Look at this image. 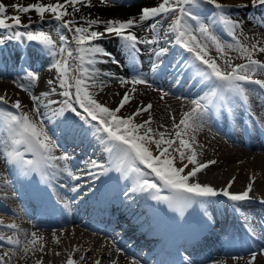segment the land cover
Returning <instances> with one entry per match:
<instances>
[{"label": "snow or ice", "instance_id": "6c2138e0", "mask_svg": "<svg viewBox=\"0 0 264 264\" xmlns=\"http://www.w3.org/2000/svg\"><path fill=\"white\" fill-rule=\"evenodd\" d=\"M101 4H111L114 0H100ZM203 4L213 6L214 14L207 23L201 19L199 9ZM253 7L264 6V0H251ZM92 7L91 0H56L55 3L36 2L28 6L14 5L15 10L21 14L34 12L38 22L43 24L46 13L50 20L56 22V30L59 35V45L52 36L43 29L32 30L33 21L29 15L28 24L22 23L21 15H6V6L0 4V30L4 35L0 36V44L15 41L24 44L36 43L41 51L46 54L49 60V71H54L53 78L46 81L49 89L36 95L30 87L23 84L18 85L21 90L27 91L33 105V117L27 112L21 111V101L16 100L10 105L15 111L0 110V127L6 132V139L0 140L3 148L4 159L8 165H16L25 176L38 174L45 184L50 183V171L63 170L67 175L76 179L68 169L67 154L55 155L58 143L46 128L48 122L63 125L62 131L69 136H87L91 132L104 145L105 151L114 157L113 168H107L99 161H89V172L92 175L107 174L114 170L126 179L133 180V192H148L152 199L168 203L181 213L194 203L203 206L217 197H224L234 205L250 199V192L253 184L249 183L245 191L232 193L229 191L234 184L235 178L230 180L222 189H216L209 184H201L198 174L215 164L216 161L200 163L196 147L198 141L195 133L208 118L210 112L226 111L233 113V105L241 102L244 105L250 103V94L258 92L264 95V79L255 78L264 74V62L255 59L257 53H264V47L258 43L250 46L240 40L243 34V25L227 15L226 6L219 0H162L158 4L144 7L137 17H130L127 20L109 19L102 21L99 18H83L81 21L74 19L75 14L81 11V7ZM247 7V5H245ZM71 9V11H69ZM72 17V18H70ZM159 18V19H158ZM11 21V23H9ZM152 31L150 38H141L134 29L144 25ZM165 21H169L165 24ZM190 21H194L195 24ZM103 25V31L99 29ZM219 27L234 43L222 41L214 31ZM23 29V30H21ZM72 33L71 38L64 35V31ZM237 30H240L239 33ZM110 37L116 38L121 45L123 53L133 68L131 80L125 77H117L116 73L103 71L98 65L112 63L123 66L120 59H117L112 52L98 43ZM140 45H160L153 48V61L150 71L155 73L163 63V57L170 50L169 46L180 47L188 54L183 61H177L174 70L180 73L192 71V79L199 80L201 84L207 83L209 91L191 101L192 107L184 112L178 123L173 117L174 139H165L164 133H159L160 139L150 127L151 117L142 124L134 123V119L152 108L151 104L138 107L130 116L118 115L132 96L125 92L118 106L110 109L96 99L98 86L102 89L104 78H116L123 84L146 85L151 87L149 81L140 71L141 64L139 54ZM214 48L219 54L213 58L210 49ZM229 51H236L240 59L246 63L234 64L231 58H225ZM107 57V59H104ZM222 64H218L217 60ZM26 78L32 82H38L40 76L32 70H26ZM258 86V87H251ZM133 87L132 92H135ZM163 99L168 95L161 90ZM61 97L62 99H55ZM0 103L8 105L5 96H0ZM66 114L74 118L68 119ZM167 131V130H166ZM179 142L180 148L174 149L179 152L181 162L187 159L183 167L174 165V158L170 149ZM154 143L159 155H153L149 145ZM166 145V147H161ZM182 149V150H181ZM25 155H31L34 159H25ZM57 161L64 162L61 165ZM190 170L185 172L188 165ZM139 165L148 171H142ZM99 169V172L93 170ZM154 176L159 184L150 182L148 177ZM162 186V188H161ZM167 189L171 195L161 196L160 192ZM73 192L78 191L76 187ZM264 203V200L261 201ZM239 211V208H237ZM8 229L15 230L14 224L5 225ZM4 237L0 236V240ZM43 236L37 232L25 233L24 238L13 239L9 237L7 244L15 249L12 255L22 254L21 258L27 257L29 253H43ZM59 243L58 240H54ZM39 245V247H37ZM79 249H74L68 254L66 264H78L73 255ZM59 255V253H56ZM264 254V250H262ZM8 257V259H6ZM81 261L85 259L80 257ZM256 259L253 254L249 264H254ZM0 264H11L9 252L5 251L0 256ZM37 264H41L37 261ZM96 264H100L97 260ZM132 264H136L133 260ZM188 264H191L189 261ZM223 264V262H221Z\"/></svg>", "mask_w": 264, "mask_h": 264}, {"label": "bare ground", "instance_id": "6f19581e", "mask_svg": "<svg viewBox=\"0 0 264 264\" xmlns=\"http://www.w3.org/2000/svg\"><path fill=\"white\" fill-rule=\"evenodd\" d=\"M51 2L55 3L56 0H51ZM219 2L224 4L230 12L237 11L241 13V11L245 9L244 11L246 13L248 12L247 10L250 9L251 12L249 13L248 18H251V20H249L251 23L253 16H259L264 19V6L253 7L251 6V0H219ZM245 5H247V7H245ZM142 8L143 6L140 4L132 6L131 8L117 7L116 9L93 3L92 7L81 6V11L77 14H82L84 18H99L100 20L105 18L110 19L113 17L129 19L131 16H135L138 19V13ZM201 9L202 13L200 14V17L207 23L211 20L210 13L211 16L214 14V8L211 5L203 4ZM243 22L247 23L246 21ZM36 24L37 26L43 27L41 23ZM148 31V28H144V25L134 29V32L141 38H150ZM215 31L218 33L222 41L226 43H234L223 31L220 30L219 27H215ZM243 32H245L244 28ZM3 35V31L0 30V36ZM64 35L69 38L72 36V34L68 32H64ZM56 37L52 36V38L57 42V45H59V38L57 39ZM241 42L246 45V43L242 40ZM253 43H258L259 46L264 47V37L260 36L259 40H256L255 38V42H248V46ZM118 46V51H122L120 43ZM139 47L141 48V52L139 54L141 64L140 71L147 78L152 75L153 79H156L154 84L157 85L158 88H155L154 86L148 87L146 85L134 86L130 83L122 85L116 78L109 79L101 77V79L105 81V84L102 89L98 86L94 90L97 93L96 99L110 109H115L124 93L128 92L133 98L131 102L126 105L120 113H118V115L128 117L138 107L151 104V110L137 116L134 119V123L142 124L144 121L148 120L149 117H151L152 123L150 127L157 134L155 139H160L159 133H164L165 139H174L175 130L173 128V117H175V122L178 123L182 114L191 109V101L201 95H204V92H208L209 86L207 83L201 84L198 79H192L191 70L183 73L174 70L176 62L183 61V59L188 56V54L180 47L175 45L169 47L170 50L168 54L162 58L163 63L159 66V70L155 73L151 72L150 68L153 61L156 59L153 55V48L157 46L140 45ZM258 54L259 53L255 54L254 58L264 62V53H261L262 56ZM210 55L213 58L218 57V53L213 48L210 51ZM49 60L50 58L44 54L40 47L34 42L29 44L25 41L24 44H19L15 41H10L0 44V96L6 97L8 105H11L16 100H19L22 105L21 111L27 112L33 117L35 116L29 93L21 90L17 84H25L26 87H30L32 92L36 95L47 91L49 86L46 81L53 78L55 75L54 71L50 72L48 70L50 66ZM102 65L103 64L98 65L101 70ZM124 65L125 66L119 68V71H117V77H125L127 73L133 72V68L130 63L128 65V63L125 62ZM26 70H32L38 73L40 76L39 81L32 82L28 80L25 77ZM2 77H7L11 81L17 82L12 83L9 81H3L1 80ZM255 78L264 79L263 77ZM126 79L131 80L132 77H128ZM133 87L136 89L134 93L132 92ZM161 90L168 93V95L164 96L163 99L161 98ZM180 91L185 93L187 96H179L182 94ZM259 91L264 92V90ZM54 98L62 99L61 97ZM249 99L250 103L247 105H244L241 102L234 104L233 113L214 110L209 114L200 129L195 133L198 141V146L196 147L198 161L200 163H207L208 161L213 160L216 161L215 164L210 165L198 174V180L201 184H209L216 189H222L230 180L235 178L233 186L229 189L232 193H241L246 190L249 183L253 184V194L251 191L249 200L239 202L234 205L224 197H217L213 201L209 202L213 204V208H209L207 214L203 211L200 212V215H207L212 219L216 217L218 222L225 220L226 222H235L236 224L243 225L245 228L244 232H225L218 234L229 239L243 240L247 243L254 238L251 232L253 229L252 223H257L261 220L264 226V204L260 203L264 200V95H259L258 92H253L250 94ZM8 105L0 103V110H4L8 107ZM66 115L69 120L74 118L71 114ZM46 128L50 130L51 134L54 135V138L58 143V149L55 152V155L67 154L69 156V160L67 161L68 168L75 165V161L81 163L82 160H88L87 162L96 160L105 165L107 168L111 169L114 167L112 163L114 157L110 156L109 153L105 151L104 145L101 144L96 136H94L91 132H89L87 136L78 135L72 137L66 135L62 131L63 125L58 126L56 123L48 122L46 124ZM4 139H6V132L3 127H0V140ZM149 147L154 156L159 155V152L156 151V145L154 143L150 144ZM161 147H166V145H162ZM177 148H180L178 141H176L173 145V149H170L169 151L172 152L173 157L175 156L174 165L176 167H183L185 163H188V161L185 159L181 162L179 152L174 151V149ZM2 155L3 148L0 146V156ZM25 159H34V157L31 155H25ZM63 163L64 162L57 161V164L61 165V169L63 167ZM5 164L6 162L1 163L0 161V236L4 237L3 240H0V256H3L5 251H8L11 264H37V261H40L41 264H66L68 254L73 253L74 249H79L73 255V259L77 261L78 264H96L97 260L100 261V264H132L133 259L124 256L122 252H118L117 246L112 240H109L106 237H99L96 233H90L82 227L83 223L80 224L74 219L77 218L79 220L80 218L78 214L80 216H85L88 213L87 211H89L90 214H98V211L96 210L95 205L92 204V201H89V204H83L82 206V203L79 202L74 204H71L72 201L64 202L62 201V195H57L55 197L49 195V193L55 195L56 189L49 186L44 187V185H38L39 191L41 189L44 191L49 190L50 192H46L45 196L43 193H41V195L37 194L36 197L29 200V207H27L22 213L19 209H17V206L14 205L15 202L13 200L10 202L7 199L8 196H11L9 193V187L11 184L13 186L16 183H19L17 180L16 182H13L9 172L11 171L13 173V177L15 176L17 178V176H21L24 180L31 179L34 183H36L38 177L34 174L25 176L16 165H7L6 168L10 167V170H7L5 168ZM139 167L142 171H148L147 169H144L142 165H139ZM191 167L192 165L189 164L188 168L185 169V172L190 170ZM49 171L50 182H52V180H57V175H59V173H61L60 171L63 170ZM94 171L99 172L100 170L95 169ZM110 172L114 176L111 181L113 187L117 189H122V187H124L128 190L127 185H134L132 179H126L114 170H111ZM65 173L67 174L66 171ZM108 173L109 171L107 174ZM148 179L150 182L159 184V181L155 180L154 176H149ZM93 181L98 183L95 179H93ZM5 182L8 183L9 187ZM18 188L19 196H22L24 189L21 185H18ZM67 188V186H64L61 190H66ZM255 191L256 193H254ZM136 193H140L141 198L137 199V194H133L132 196L131 192L126 194V198L132 196V203L136 200L141 203L142 199H144L146 204L141 207L140 211L138 210L137 204L131 205L128 208L127 213L138 217L136 214L137 212L140 217L139 220H134L132 217L128 216L125 220V216H123V222H121L119 217H117V221L110 224L111 231H109L108 234L115 231L113 237H116L118 234V236L124 238L123 233L126 231L124 230L123 233H119L118 230L121 229L120 225L126 224L125 221L130 224L133 222L134 229L136 231H140V235L143 236V239H146V241L142 242V245L140 243L138 246L141 247V249H146L150 244L156 242L157 240H162L171 236L167 229L159 228V225H164L165 222H167L168 217L164 223L160 221L159 217L162 218L165 215L168 216L167 213H170L171 216H175V212L179 211L174 207H169L168 203L154 200L152 197L147 200L146 193L148 192L137 191ZM160 195L170 196L171 193L167 189H163L160 192ZM65 196L69 200L76 201L74 197L69 198L70 195ZM96 196L97 194H94L92 200H96ZM43 197L45 198L42 199ZM46 200L52 202L51 207L57 208L60 204H62L64 208L68 209L69 218L68 221L66 220V222H64L67 224L66 226L40 230L35 229L33 225L22 219L20 215L26 216L31 214L36 216L37 208L46 204ZM85 200H88L87 197ZM195 204L196 203L189 206V209H184V217L189 223V228L187 230L188 234L193 232L191 227L192 222L190 219L194 220L198 218L195 215H192L190 218L188 217V211L191 214L195 213ZM105 208L107 207L105 206ZM237 208H239V211H237ZM57 210L61 209L57 208ZM111 210L112 207H109L107 210L103 211V213L107 214L105 218L109 222L116 217V215H114V217H110V213L112 215L114 214ZM42 213L43 211L41 210L40 214ZM143 213H146L147 215H143ZM171 222H174V220ZM178 222H181L184 225L182 220L178 219ZM100 223L102 224L104 222L101 221ZM9 224H14L17 228L12 230L4 227ZM44 226L46 225H39V227ZM176 227L178 229L181 228L180 225ZM33 231L37 232L38 236L42 235L44 238L43 243L45 247L43 253H29L28 256L23 259L21 258L22 254L19 253L13 256L11 253L15 249L13 246L7 244V239L11 237L13 239L19 238L22 240L25 233H31ZM178 238L184 240L182 235H178ZM54 240H58L59 243H55ZM210 243H216L212 241V237L208 242H206L205 239L200 241L193 240L190 244V248L198 250L203 247H207ZM185 244L187 246L188 243L186 242ZM37 247H39V245H37ZM258 247L252 248L249 251L246 250L240 255L233 254V256H238V258H230V256L222 253L220 255L218 254L213 256L218 258H212L208 262H203L201 264H221V262H223V264H249L253 254L256 256L254 264H264V254H262V249L264 248L257 250L256 248ZM57 252L59 255L56 254ZM81 256L85 257L83 261L80 259ZM6 259H8V257H6ZM136 264L138 263L136 262Z\"/></svg>", "mask_w": 264, "mask_h": 264}, {"label": "rangeland", "instance_id": "374dc122", "mask_svg": "<svg viewBox=\"0 0 264 264\" xmlns=\"http://www.w3.org/2000/svg\"><path fill=\"white\" fill-rule=\"evenodd\" d=\"M38 2V0H0V4H3L6 6V15L7 16H12V15H21V18H22V23L23 24H28L29 23V20H28V16L30 15L32 17V20L33 21H37L38 22V17L37 15L34 13V12H31L27 15L25 14H21V13H18L15 8H14V5H21V6H28L30 4H33V3H36ZM39 2H43V3H49L51 2V0H39ZM130 2V3H129ZM120 1V0H114V3H111V4H101L100 3V0H91V3L93 5V3L97 4V5H103V6H108V7H113V8H116L119 7V8H124V7H127V8H131L132 6H135V5H138L140 4L141 6L144 7H149V6H152L154 4H158L159 2H162V0H131V1ZM85 3H87V0H85ZM79 7H83V5H78ZM245 10V9H244ZM241 11V13L235 11V12H230L227 10V7H226V12H227V15L230 16L232 19H235L236 21H239L241 22V24L243 25V28L245 29V32H243L242 35H240V40H242L243 42L246 43V45H248V42H255V38L256 40H259V37L260 36H263L264 37V27L260 26L256 20L260 17L259 16H253L252 18V23L249 21L250 18H248L249 16V13H244L245 11ZM250 9H248L247 11H249ZM69 11H71V9H69ZM201 8L199 9V12L201 14ZM140 13V12H139ZM138 13V15H139ZM46 15V19H45V22L42 24V26H37L36 23L32 24V30H36L38 29H43L44 31L48 32L51 36H54L56 37L57 39L59 38V35L57 34V30H56V22L54 20H50V17H49V14H45ZM89 17V16H87ZM131 17H134V16H131ZM72 18V17H70ZM84 18V16L82 14H76L74 16V19H76L77 21H81L82 19ZM105 18V17H104ZM110 19H119V20H127V18H117V17H113V18H110ZM159 19V18H158ZM102 21H107L109 19H101ZM261 20V19H260ZM243 21H246L247 23H244ZM261 21H263L264 23V19H262ZM169 21H165V24H167ZM191 23L195 24L194 21H190ZM9 23H11V21H9ZM148 23H151V21L147 22L144 24V28H147V24ZM23 30V29H21ZM94 30H100V31H103V25L100 26L99 29H94ZM238 33L240 30H237ZM64 32H67L66 30ZM69 33V32H68ZM72 34V33H71ZM150 35L152 34V31L151 33H149ZM149 35V36H150ZM147 37V35H146ZM151 37V36H150ZM148 38V37H147ZM247 40V41H245ZM98 43H101L105 48L106 50L112 52V54L114 56H116L117 59H120L121 62H122V65L125 66V57L124 55L121 53V51H118L119 50V46L118 44L120 43L116 38L114 37H110V38H107V39H103L102 41H99ZM212 49V48H211ZM210 49V51H211ZM214 49V48H213ZM219 55V54H218ZM258 55L262 56L261 53H259ZM216 58V57H214ZM226 59L227 58H231V60H233L232 62L234 64H241V63H246V60L244 59H240L239 58V54L236 52V51H229L228 52V55L227 57H225ZM104 59H107V57H105ZM217 63L218 64H222V61L221 60H217ZM123 66H117V65H114V64H103L102 65V70H105V71H111V72H114L117 74V71H119V68L123 67ZM257 76H261L264 78V74H259ZM128 77H133V75L130 73H127L125 75V78H128ZM260 77V78H261ZM147 79V77H145ZM1 80L3 81H9V82H15V81H11L9 78L7 77H2ZM148 80V79H147ZM115 81V80H114ZM149 83L151 84V87L154 86L155 88H158L157 85H154V82L153 81H150L148 80ZM17 82V81H16ZM15 82V83H16ZM113 82V81H112ZM17 85H20V84H17ZM25 85V84H23ZM26 86V85H25ZM138 86V85H137ZM183 97V96H181ZM11 109V108H10ZM13 110V109H12ZM14 111V110H13ZM157 151V149H156ZM157 153V152H156ZM175 157V156H174ZM173 157V158H174ZM264 250V249H263Z\"/></svg>", "mask_w": 264, "mask_h": 264}]
</instances>
